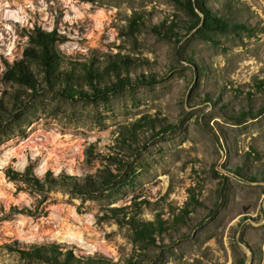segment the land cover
Listing matches in <instances>:
<instances>
[{"label": "rangeland", "instance_id": "obj_1", "mask_svg": "<svg viewBox=\"0 0 264 264\" xmlns=\"http://www.w3.org/2000/svg\"><path fill=\"white\" fill-rule=\"evenodd\" d=\"M180 1L0 0V264H53L19 250L51 242L93 264H264V0H204L242 27L201 34ZM35 26L63 67L119 51L153 80L92 100L5 81ZM29 163L112 182L78 194L5 173ZM132 216L161 220L153 241Z\"/></svg>", "mask_w": 264, "mask_h": 264}, {"label": "trees", "instance_id": "obj_2", "mask_svg": "<svg viewBox=\"0 0 264 264\" xmlns=\"http://www.w3.org/2000/svg\"><path fill=\"white\" fill-rule=\"evenodd\" d=\"M180 2L190 15L195 16L189 29L197 27V33L201 34L205 30L227 31L234 25L242 27L239 24L229 25L227 19L213 13L204 4V0H182ZM199 23L201 24L198 26ZM129 24L138 25L137 19L132 18ZM152 30L160 32L156 24L152 25ZM58 40L60 37L54 29L45 30L38 26L31 28L28 33V43L22 51L23 55L14 59L12 63H7L3 79L17 82L33 90H39L43 85L49 89L55 87V91L61 96L89 100L104 98L125 87L153 80V77H144L143 73L132 76L131 71L141 64L140 61L128 53L119 51L106 53L102 64L92 58L70 61L67 67H63L64 59L54 46ZM31 65L35 66L41 79L37 77ZM5 108L6 106L0 99V109ZM142 119L147 125L152 122V119L146 118L145 115ZM135 124L136 122L133 123ZM171 126L172 124L163 123L164 129H170ZM5 173L11 179H23L38 189L60 185L78 194L97 192L112 182V173L101 168L94 173L85 174L81 179L74 174L54 175L50 171H46L44 176L40 177L33 173L30 163L23 171L7 168ZM125 222L130 224L136 238L146 239L149 242L153 241L155 230L159 231L163 226L161 220L155 223L150 219H135L134 216ZM19 250L24 257L36 258L53 264H93L91 257L83 259L75 257L70 249L61 251L59 243L55 242L35 244L29 249Z\"/></svg>", "mask_w": 264, "mask_h": 264}, {"label": "bare ground", "instance_id": "obj_3", "mask_svg": "<svg viewBox=\"0 0 264 264\" xmlns=\"http://www.w3.org/2000/svg\"><path fill=\"white\" fill-rule=\"evenodd\" d=\"M15 19H18V18H15Z\"/></svg>", "mask_w": 264, "mask_h": 264}]
</instances>
